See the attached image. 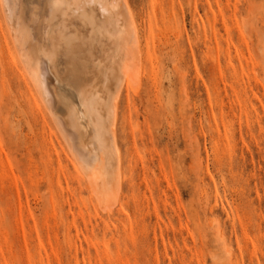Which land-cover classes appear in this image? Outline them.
Returning <instances> with one entry per match:
<instances>
[{"label":"rangeland","instance_id":"374dc122","mask_svg":"<svg viewBox=\"0 0 264 264\" xmlns=\"http://www.w3.org/2000/svg\"><path fill=\"white\" fill-rule=\"evenodd\" d=\"M128 2L145 55L117 105L110 215L0 8V264H264V0Z\"/></svg>","mask_w":264,"mask_h":264},{"label":"bare ground","instance_id":"6f19581e","mask_svg":"<svg viewBox=\"0 0 264 264\" xmlns=\"http://www.w3.org/2000/svg\"><path fill=\"white\" fill-rule=\"evenodd\" d=\"M33 3L0 0L14 60L85 176L94 211L104 207L110 215L107 202L116 192L122 195L124 183L115 133L117 105L145 55L135 16L128 0ZM218 232L216 238L222 237Z\"/></svg>","mask_w":264,"mask_h":264}]
</instances>
